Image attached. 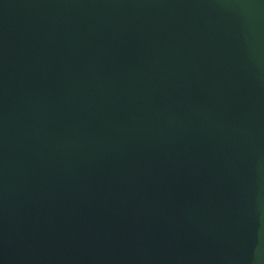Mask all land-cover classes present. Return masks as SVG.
<instances>
[{"label": "water", "instance_id": "obj_1", "mask_svg": "<svg viewBox=\"0 0 264 264\" xmlns=\"http://www.w3.org/2000/svg\"><path fill=\"white\" fill-rule=\"evenodd\" d=\"M0 264H264V0H0Z\"/></svg>", "mask_w": 264, "mask_h": 264}]
</instances>
